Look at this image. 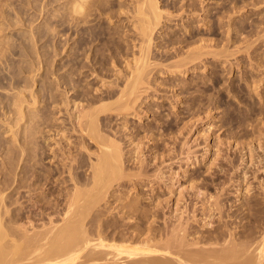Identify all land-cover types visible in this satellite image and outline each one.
Listing matches in <instances>:
<instances>
[{
    "label": "bare ground",
    "instance_id": "bare-ground-1",
    "mask_svg": "<svg viewBox=\"0 0 264 264\" xmlns=\"http://www.w3.org/2000/svg\"><path fill=\"white\" fill-rule=\"evenodd\" d=\"M65 1V19L60 26L66 34L68 59L54 70L48 66L54 76L50 78L51 73L47 71L48 78L52 79L46 77L49 84L43 78L39 80L41 90L53 91L56 87L58 92L48 95L47 99L53 102H45L44 110H34L37 100L31 86L39 75L37 69V73L32 74L37 60L42 68L41 58L45 55L38 52L40 47L36 44L45 30H30L29 43L24 42L14 53L20 57L18 61L0 52V102L13 116L6 133L11 134L17 145V152L11 154L12 157L16 154L17 159L13 157L15 164L10 159L0 189V264H264V102L255 101L250 94L252 86L261 87L257 86L258 80H254L258 75H252L249 69L244 72L241 78L244 87L238 86L244 90V95L239 96V88L233 89L234 97L240 101L237 105L225 104L222 95L221 99L207 95L213 89L207 80L216 85L220 78L213 77L216 72H212L211 77L205 73L199 78L194 76L195 70H205L210 62V58H206L208 54L228 60L230 53L212 51V45L202 38L192 41L196 36L190 22L189 34H182L180 28L181 31H165L167 37L160 36L163 24L172 25L178 18L184 20L187 12L197 15L196 0L186 3L185 0L165 3L160 0ZM200 9L205 11L203 7ZM177 25L179 21L169 28ZM160 38L165 47H154ZM251 44L254 43L249 46ZM262 63L258 60V68L253 66L251 70L264 69H259L264 66ZM63 68L66 72L59 75ZM228 68L231 72V62ZM190 70L194 71L191 80L180 78ZM25 72L32 76L22 78ZM96 79L100 86L94 89L92 81ZM29 91L31 99L27 96ZM186 95H190L185 100L189 106L179 113L176 111L178 102ZM152 99L155 104H148ZM204 101H207L205 105L199 106L198 102ZM234 105L240 108L241 114ZM221 107H224L223 126L240 129L229 130L227 140H237L238 149L234 155H226L228 162L220 171L233 170L235 179L224 176L227 180H211L217 183V192L211 193L210 183L194 181L202 180L200 174L194 176V180L190 176L192 193L189 192L191 198L187 197L186 202L190 200L192 204L182 206L187 195L183 191L187 187L183 186L185 190L180 187L183 190L177 192L180 196L177 194L174 202L172 189L177 183L173 182L179 177L174 171L176 177L168 174L169 170H175L171 165L177 163L174 161L182 154L186 155V166L201 162L211 146L205 141L203 153L198 156L188 141L195 126L190 122L195 119H189L191 125L187 122L189 125L182 123L180 127L184 120L181 116H196L198 120L201 112L209 115L213 114L212 109ZM65 111L69 119H64L63 123L70 125L78 136L74 147L63 148L58 166L63 186L55 191L56 180L40 168L47 139L39 142L48 126L61 128L62 124L54 123L60 118L54 116ZM142 113L150 114L152 120L140 123ZM253 116L257 119L253 120ZM5 120L7 124L9 119ZM245 124L247 128L252 127L250 132L244 131ZM244 138L248 141H238ZM222 145L219 146L223 148ZM153 151L155 157L151 158ZM223 151L218 152L219 157ZM55 155L59 154L55 152ZM180 162L179 167L183 169ZM168 178L173 185H169ZM229 185L236 188L237 195L244 192V201L237 210L227 213L225 208L230 205L225 196ZM134 189L137 193H132ZM163 190L164 194H159ZM146 195L150 196L146 198ZM216 215H220L218 220Z\"/></svg>",
    "mask_w": 264,
    "mask_h": 264
},
{
    "label": "rangeland",
    "instance_id": "rangeland-1",
    "mask_svg": "<svg viewBox=\"0 0 264 264\" xmlns=\"http://www.w3.org/2000/svg\"><path fill=\"white\" fill-rule=\"evenodd\" d=\"M160 1L165 3L166 1L168 2L170 0H160ZM201 1H203V2H201ZM245 1L246 0H207V1L206 0H196V2H197V8L196 9L198 11L197 15L193 14V12H192V15H191V13L188 14L189 12H187L186 15L184 14L186 16L184 20H180V18H178L179 20L177 19V20L173 21L172 25L163 24L162 25L163 28L160 29V31H163V32L159 31L161 33L160 34L161 37L162 36L167 37L168 34L167 33L165 34V31L166 32L167 31L172 32V30L174 31L176 29L181 31L180 28L182 29V32H181L182 34L183 33L189 34L190 30H189V28H187V25L190 22L191 24L193 23L194 29L192 31H194L195 36H196V38L193 39L192 41L197 40L198 38H200V39L202 38V39L207 40L212 45V48H211L212 51H214V52H224L225 51V52L230 53V54L227 53L229 55V58H228L229 61L225 57L219 56L221 58L220 59L219 57L215 58V56L213 54H208L206 58H210L211 63L210 62L209 63L211 65L209 63H207V66H206L204 71H203V68H199L200 70L197 68L195 70V75H194V76H198L200 78L199 75L206 73L205 75H207V77H211L210 74L212 72H216V74H213V77L219 76L220 81H218V84L213 85L212 80H209V81L207 80V83L210 84L211 86H213V89L211 91H209L208 92L209 94L207 93V95H210L212 98H215V99H221L222 97L220 98V95H222L224 98L223 102L224 103L226 102L225 104H228V105L233 104V103L236 104V103L240 102L238 100V98L234 97L235 91H233V89L239 88L238 87L239 84H242L244 87V80H242L241 78H242V75L244 76V72L247 71L248 69L250 70L249 72H251L252 75L256 74L259 76V78H258V76H254L255 78H257L254 80H256V81L258 80L256 82L257 86H261V87H256V88H260V91H259V89L257 90L255 87L252 86L250 88V94L255 101L264 102V69H262V68H264V66L259 68V69H262V70H258L260 72L256 71V69H253L255 71L251 70V68L253 66L258 68V60H259V62H261V61L264 62L263 61L264 60V24L261 25V22L264 23V2H263L264 0H248L247 2H245ZM65 2H66L65 0H0V52L4 51L10 57V59H15V61H18L17 59H19L20 57L14 53L18 52L20 46L24 42L29 43L28 40L30 39L29 37L31 35L32 30H38V31L39 30H43V31L45 30V34L43 35V38H40L41 40L38 42V44H36L41 49V50L38 49V52L40 51L39 52L40 54L44 53V55H45V56H43L44 58L43 57L41 58L43 60L42 61L43 63L42 62L40 63V65L42 64L41 67L43 69L39 68V66H38L39 61L37 60L38 64L35 63V66H34L35 71L32 70L33 73L31 72L32 74H35L36 69L39 70L38 71L39 75L38 74L36 75L37 79L34 82L35 84L33 86H31V88L35 91L34 95H35L36 100H37V104L35 106H33L34 110H38L39 108L44 107L45 102H53L52 99L50 101L47 99L49 94H51V95H57L58 94V92L56 91V87L53 89V91H49L46 88H45V90H41L42 89V86H41L42 82L40 83L39 80L42 78L47 80V78L49 76V73L47 74L48 70H49L48 72L51 73L50 78H54V76L52 75L54 68L56 66H57V68L63 66L65 64L66 60L68 59V52H67L68 45L67 46L65 45L66 34L61 31V29L63 27L60 26L61 24L64 23L63 21L65 19L64 15H63V13L65 12V10H64ZM186 2H187V0L184 1V3H186ZM201 3H203V4H201ZM259 3H261V4H259ZM201 7H203V10H205V11L202 12V9H200ZM196 12H194V13H196ZM190 17L191 18L194 17V18L191 19ZM177 21H179L180 25H177V27H174L173 29L169 28V26H172V27L175 26V23H177ZM182 21H184L185 23H183ZM44 24H47V25L45 26ZM228 38H230V39H228ZM162 40H163V38L157 39L154 43V47L158 46V45L165 47L164 41H162ZM251 42L254 44L253 45L251 44V46H249V44ZM56 44L58 46L57 48H56ZM186 44L187 43H185L183 45L184 51L187 50ZM247 46H249V49H247ZM56 49H57V51H56ZM156 50L158 51V49H156ZM250 55H252V56H250ZM249 56H250V58H249ZM258 57H261V58H258ZM217 58H219V59H217ZM224 60L225 61L227 60L228 62L223 65L222 63L224 62ZM230 62L233 64V69L231 72H229V68H228L230 65ZM251 63H253V64H251ZM37 66H38V68H36ZM48 66H50L53 70H51V68ZM44 69H45V71H44ZM65 72H66V68H63L58 73H59V75H61V74L63 75ZM221 72H223V74ZM26 73L29 74L30 72L22 73L21 74L22 78L25 79V78H29L28 76H30V77L32 76L31 74L25 75ZM193 74H194V71L190 70L186 75H183V74L180 75V78L186 77V78H189L188 80H191V78H193ZM42 75H44L45 77L44 76L42 77ZM261 75H263V78L260 77ZM203 77H204V75H203ZM49 80L51 81L52 79H49ZM49 80H47L48 84H49ZM228 80H229V82H232V83H229ZM195 82L196 81H194L192 83H195ZM260 82H262V83H260ZM92 83H93L94 89L96 88L95 86H97V88H98V86H100V84H98V79L93 80ZM53 84H54V86H56L57 83L53 82ZM23 86H26V84L22 85V87ZM229 86H231V87H229ZM253 90H257L256 92L258 94H256V92H254ZM258 91L263 92V93H261V95H260V93ZM30 94H31V91H29L27 96H29L31 99L32 97L30 96ZM200 94L201 93H196V95H200ZM238 94L240 97L243 96L244 90L239 88ZM188 96H190V95L181 96L180 100L178 102V105L176 104L177 105L176 111H178L179 113L184 111L183 108H186L189 106L185 103V100ZM259 99L262 101H260ZM59 101H60V99H59ZM159 102L167 103L168 101L159 100ZM206 102L207 101L198 102V104H199V106H201V105H205ZM148 104H155V101L153 99L148 100ZM26 105L27 104L25 103L24 106H26ZM70 105H71L70 107H72L73 103ZM5 106L3 103H1V105H0V119L3 120L2 122L0 120V124L3 125V126L0 125V131L1 132L5 131L3 134H0V145H1L0 146V174L4 173V175H0V176H3V178L0 177V180H1L0 181L1 182L0 183V186H1L0 189L3 188L4 184L3 185H1V184L3 181H5V176H6L5 175V172H6L5 168H9L10 159H11V163H13V164H15L14 161H16V159H17L15 157L16 154L13 156L16 159H14L12 157L13 153L17 152V149H16L17 145L15 142L13 143V139L11 138V134L6 133L7 131H9L8 127L11 124V123L9 124V122H12L13 116L10 113H8L9 112V110L7 111L8 107L7 106L5 107ZM240 106L242 107L241 111L243 109V112H244V103L240 104ZM260 106H261V103L258 104V107H260ZM234 107H236L240 111V108H238L235 105H234ZM234 107L232 106V108H234ZM166 108L169 109L168 106ZM223 108L224 107L217 108V109L211 108L213 111V114H212V112H210L209 115H207L208 112L207 113L201 112L199 115H197L200 118V119L198 118V120H200L198 122V124H197L198 120H197L196 116H195L196 118L195 117L189 118L190 116L183 115V114L181 116L184 120H183V122H181L180 127H182L184 124H188L190 122L189 119H191V120L195 119V120H193V122L192 121L190 122V123H192V125H195V126L192 127L193 130L190 132V135H188V141L190 142L189 145H193V150L198 153V156H201V154L203 153L202 149H203V145L205 146V144H204L205 141L209 142V145L211 146L207 156H204L206 158L202 159V157H200V160L202 159L201 162H199V161L197 163L191 162V163H189L190 166H188V165L186 166L185 161H184V158L186 157V155L182 154V156L179 155L180 158L178 156V159L183 163H181L176 158L177 160L174 162H177V163H174L173 165H171V167L175 168L176 171L175 170H169L168 174L169 175L173 174V176H175L177 173L178 177H179L178 179H180L179 181H177L178 179L175 178L176 176L170 177L167 174L168 177L177 179V180L173 179V180H175L173 183H177L176 187L174 185L175 190L172 189L173 193H175V195L172 193L174 195L172 197L174 202L178 198V195H179L177 192L180 193V191L183 190L185 186L187 187V189L185 188L186 190L184 189L185 191H183L184 194H187V195H185L186 196V199L184 198L185 201H182V203H185V204L181 203L182 206H184V205L189 206L192 204L190 202V200H188L187 202H186V200H187V197L191 198L190 193H192V191H189V190H191V189H189L190 188L189 186H191V184L188 182V180L192 183L193 182L192 180H194V178H193L194 176L196 177L198 174H200L202 177L201 178L202 180H194V181L210 183L211 184L210 186H212V187L209 191L211 193L217 192V186H216L217 183L215 184V182H214V184H213L211 180H216V182H220L221 180H224L225 177L230 178V176H231V178L235 179L236 173L235 174L231 173V172H233V170L229 171L228 173L227 172H223V173L220 172L222 170V168L228 162L227 158H225L226 155L227 156H228V154L234 155L233 153L237 152L236 150L238 149L237 142H236L237 140L236 141L235 140L233 141V139L227 140V135L229 137V135L231 134V132L229 130L231 128L237 129V131L240 130L237 128V126H234V128L232 126H231V128H229L230 126H227V125L223 126V121H222ZM27 109L28 108L26 107V110ZM42 109L44 110V108H42ZM196 109L198 111L200 108L198 107ZM72 110L73 109H71L70 111L73 113H76V110H74V111H72ZM232 110H234V109H232ZM70 111H69V113H70ZM239 111L237 113L241 114V111L240 112ZM167 113H168V111H166L165 114H167ZM205 113H206L208 118L206 117V115H203ZM200 115H202V116L200 117ZM142 116H143V119L142 118L140 119V121H139L140 123H147L148 121L152 120V117L148 113H145V114L142 113ZM173 116H175V115H173ZM4 117L6 120L9 119V121L7 122V124H9V125L4 123V120H5ZM54 117L57 119L60 118L59 121H55L54 123L55 124L56 123L62 124L61 128H57V127L55 128L54 127L51 129V127L48 126L47 128H45L44 133L41 134V132H39L38 136L41 134L40 135V142H39L40 144L42 143L43 140L47 139V145L45 148L46 153L43 156V158L40 159V168L43 169V171L47 175H50L51 177H53L56 180L55 181L56 183H54V188H55V186L57 188H55L54 190L58 191L63 186L62 182H60L61 176H59V170H61V169L58 168L59 161H60L61 156H62L61 153L63 151V148H65V147H66V150H69L70 148L74 147V142L76 141L78 134L76 132L71 131L70 125L67 126V125H65V123H63L65 121L64 119H69V115L66 113V111L62 114L55 115ZM204 117H206V119ZM132 118H135V117L132 116ZM170 118H173V117H170ZM252 118H253V120L257 119L256 116L255 117L253 116ZM137 120H138V118H136V121ZM219 120H220V122H219ZM182 123H183V125H182ZM1 127H2V129H1ZM222 127H224V128H222ZM246 128H247V124H245L243 127L244 131L248 130L245 132H250L252 130V127H250V126L247 129ZM6 129H7V131H6ZM187 132H188V130H184V133H187ZM204 134H206V135L204 136ZM207 135H209L211 137H209ZM205 137H209V138H205ZM217 137H220V138H217ZM251 138H253V137H251ZM205 139H208V140H205ZM169 140H171V139H169ZM250 140H252V139H250ZM227 141H230V142H227ZM238 141L243 143L244 141H248V140L247 139L245 140V138H244V140L240 139ZM225 142H227L228 144ZM245 143H247V142H245ZM220 144L221 145L223 144L222 145L223 148L221 146H219ZM228 145H229V148L226 147ZM213 146H215L217 148L216 149L217 151L215 150V147H213ZM219 147H221V148H219ZM12 148H14V151ZM11 149H12V151H11ZM228 149H231V150H228ZM222 150H224L223 151L224 154L222 153V155H220V157H219L218 154H220V153H218V152L219 151L221 152ZM10 152H12V153H10ZM55 152L58 153L59 155L56 156ZM150 153H152V154H150ZM150 153H147V154H150L151 158L155 157L154 151L150 152ZM152 155H153V157H152ZM181 157L183 158V161L181 160L182 159ZM214 157H218L219 159L218 158L214 159ZM216 161H217V163H216ZM179 162H180V166H181V164H183V169L182 168L180 169L179 164H178ZM211 162H215L213 164V166L211 165ZM194 164H196V165H194ZM216 164H219V165H217L218 168H217ZM176 167H179V168H176ZM186 167H188L189 171L184 170V168H186ZM206 169H210V172H208L209 170H206ZM167 171H168V169H167ZM173 171L176 173H174ZM223 174H225V175H223ZM219 176H221V177H219ZM170 178H168L169 181H167V182L169 183V185L170 184L173 185ZM204 180H207V181H204ZM225 180H227V179H225ZM194 183H196V182H194ZM199 183H197V184H199ZM117 187L118 186H116V188ZM180 187L183 189H181ZM229 188H230V190H229ZM165 190L167 193L165 198H167L168 190L167 189H165ZM165 190H163L161 193L159 192V194H162V193L164 194ZM235 190H236V188H233L232 186L229 185L227 194L225 196L226 197V203L230 205L228 208L227 207L225 208L227 210V213L237 210L238 207L241 205V202L244 201V192H242L240 195H237L236 192H234ZM136 191L137 190L134 189V190H132V193H137ZM254 193H255V191H253V193L251 195H253ZM184 194H183V197H185ZM149 196L146 195L145 197L147 198ZM14 197L16 198L17 196L13 195V198ZM171 204L173 205V202ZM200 205H201V203L198 204V206H200ZM14 206H15V208H16V206L18 207V205H14ZM174 207L175 206H172L173 209H175ZM217 216H220V215H216V219L218 220L220 217L218 218ZM201 228H200V230H201ZM206 230H208V229H206ZM203 231H205V230H203Z\"/></svg>",
    "mask_w": 264,
    "mask_h": 264
}]
</instances>
